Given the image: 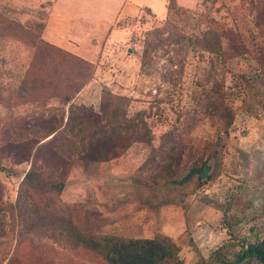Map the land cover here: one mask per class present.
I'll return each mask as SVG.
<instances>
[{"label": "rangeland", "instance_id": "rangeland-1", "mask_svg": "<svg viewBox=\"0 0 264 264\" xmlns=\"http://www.w3.org/2000/svg\"><path fill=\"white\" fill-rule=\"evenodd\" d=\"M180 1L191 6L186 8L188 15L177 19L179 27L189 35L207 27L206 17L214 26L232 27L244 36L254 30L255 0ZM144 6L152 8L156 15ZM178 6L185 9L180 3ZM131 7H138V13L121 14L104 38L94 36L93 60L57 47L89 63L88 69H78L70 59H62L63 54L31 67L36 52L34 41L0 35L1 139L32 134L28 131L39 129L40 116L66 111L68 105L58 95L59 89L72 91L78 81L85 84L74 96L77 104L98 109L104 91L130 98L129 116L145 111L156 145L164 133L181 126L180 121L196 104L195 93L205 83L202 75L209 57L201 56L194 48L164 49L154 53L149 66L143 67L145 41L165 24L168 2L130 0L126 8ZM0 14L31 30H40V37L46 41L43 5L0 0ZM110 20L84 22L94 28L93 38L100 30L97 25L104 26ZM257 41L264 45V37ZM255 72L259 69L252 54L234 58L220 68L219 78L225 82L235 118L225 132L216 120L202 114L192 129L195 156H203L206 162L207 155L217 152V156L211 159L213 169H208L201 180L194 175L186 183L172 185L181 195L180 204L157 210L147 205L148 190L133 181L145 154L140 146L105 164L99 176L89 178L74 172L65 185L63 200L80 213L93 206L105 222L101 233L176 242L186 264H211L218 251L231 258L234 250L245 248V243L263 240L264 84L252 78L250 86L245 82ZM3 162L13 172H0V264H113L95 251L61 245L39 230H27L18 219L15 204L21 178L30 166L11 159Z\"/></svg>", "mask_w": 264, "mask_h": 264}, {"label": "trees", "instance_id": "trees-1", "mask_svg": "<svg viewBox=\"0 0 264 264\" xmlns=\"http://www.w3.org/2000/svg\"><path fill=\"white\" fill-rule=\"evenodd\" d=\"M167 9L165 24L154 30L153 38L145 41L142 66H149L153 54L164 49L194 48L201 56L207 54L209 65L202 75L205 83L193 97L196 101L193 110L180 121L181 128L164 133L156 145L145 111L129 116L130 98L104 91L100 107L95 109L73 100L85 81L75 83L77 87L72 91L58 88V95L68 105L66 111H50L40 116L39 129L28 131L32 134L7 140L0 138V172H13L4 165L5 159L16 164L27 162L30 166L21 178L15 204L19 221L30 232L39 230L55 243L95 251L113 264H186L180 258L181 248L176 242L101 233L105 222L93 206L80 213L63 200L65 185L74 172L89 178L99 176L105 164L121 159L132 147L140 146L145 154L133 181L137 187L148 190L147 205L157 210L180 204L181 195L172 185L186 183L194 175L201 180L205 169H213L211 159L217 156V152L207 155L208 162L203 161V156H195V148L191 146L192 129L202 114L216 120L225 132L235 118L225 82L219 78L220 68L234 58L252 54L259 72L248 75L245 82L249 85L252 78L264 84V45L257 41L264 37V0L252 3L254 30L248 36L232 27L214 26L208 17L205 29L189 35L177 23L189 10L179 7L177 0H169ZM39 33L40 30H31L0 14V35L34 41L36 52L31 67L54 61L63 54L62 59H70L78 69L89 68V63L58 50L42 40ZM171 64H176L174 56ZM216 255L211 264H264V239L245 243V248L234 250L231 258L220 251Z\"/></svg>", "mask_w": 264, "mask_h": 264}, {"label": "crops", "instance_id": "crops-1", "mask_svg": "<svg viewBox=\"0 0 264 264\" xmlns=\"http://www.w3.org/2000/svg\"><path fill=\"white\" fill-rule=\"evenodd\" d=\"M9 3H24L31 5H40L46 11L44 39L67 52L73 53L87 61L94 59L95 50L92 49V41L97 38L94 36L105 35L113 28L115 22L121 14L124 16H133L138 13L139 8H126L130 0H5ZM187 1V0H184ZM169 2V0H166ZM182 4L186 8L191 6L184 5L186 2L177 0V4ZM194 3V0L193 2ZM167 5V4H166ZM151 10L156 15L155 11ZM168 11V9H167ZM96 14L95 17L89 14ZM167 14V13H166ZM110 20L106 25L98 24L93 38L91 33L94 32L84 21L88 20ZM46 35H49L46 37ZM87 45V46H86Z\"/></svg>", "mask_w": 264, "mask_h": 264}, {"label": "water", "instance_id": "water-1", "mask_svg": "<svg viewBox=\"0 0 264 264\" xmlns=\"http://www.w3.org/2000/svg\"><path fill=\"white\" fill-rule=\"evenodd\" d=\"M207 170H208V169H205V170L203 171V175L206 173Z\"/></svg>", "mask_w": 264, "mask_h": 264}]
</instances>
